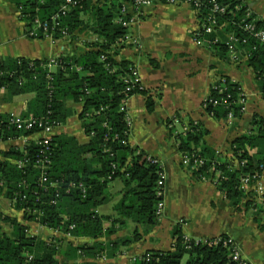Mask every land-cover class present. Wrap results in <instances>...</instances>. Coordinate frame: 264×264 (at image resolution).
Here are the masks:
<instances>
[{"label":"trees","instance_id":"obj_1","mask_svg":"<svg viewBox=\"0 0 264 264\" xmlns=\"http://www.w3.org/2000/svg\"><path fill=\"white\" fill-rule=\"evenodd\" d=\"M10 1L19 9L20 19L29 26L34 18L49 22L64 2ZM123 1L78 0L65 16H60L54 40L60 39L59 27L67 29L70 39L79 32L90 33L96 39L87 44L88 50L82 54L56 58L57 64L52 69L47 67V60L0 59V88H4L6 99L32 95L21 117L42 118L58 127L73 114L67 104H81L78 120L88 137L85 144H80L73 136H52L44 168L39 165L42 159L38 161L42 147L34 141H26L23 149L11 148L4 152L0 159V196L8 200L13 209L21 211L25 221L94 241L59 247L30 236L26 226L0 213V264H89L79 260L111 259L159 224L161 216H157L156 211L163 202L162 169L144 152L128 146L130 128L121 110L125 99L134 94L146 95L142 88L125 80L133 66L115 59L129 34L115 22L121 16ZM217 1L226 6V12L219 16L222 27L217 34L220 42L213 46L214 54L228 59L225 33L246 39L236 47L240 53H249L245 63L252 69L264 99V43L256 41L243 28L254 17L244 20L246 8L240 0ZM253 23L256 28L264 29L261 22ZM214 36L210 34L208 38ZM38 38L44 39L42 32ZM103 55H106L104 60ZM225 81L224 92L210 89L205 112L216 120H226L232 113L238 120L243 111V105L239 104L241 90L227 77ZM146 108L148 112L153 110L149 97ZM9 118L10 114H0V141L27 139L38 132L36 128L17 129L9 124ZM168 127L180 154L191 158L187 169L196 179L214 180L216 173H220L215 185L227 203L237 211L241 210L240 206L246 210L253 208L255 202L241 187V178L260 176L264 170V120L261 117L253 116L250 130L232 141L231 160L205 146L207 131L201 124L190 121L184 126L187 130L183 127L180 132L171 122ZM253 149L256 153L251 156L249 150ZM197 160H202V165L193 168V161ZM115 179L122 183V190L112 206L113 215L99 214V207L112 199L108 187ZM105 223L109 225L104 226ZM127 223L135 226L129 235L100 241L112 237ZM217 238L220 239L217 243H214L216 238L205 242L190 240L177 225L171 231L169 250L146 251L130 264H241L233 259L231 245H224L227 236Z\"/></svg>","mask_w":264,"mask_h":264},{"label":"crops","instance_id":"obj_2","mask_svg":"<svg viewBox=\"0 0 264 264\" xmlns=\"http://www.w3.org/2000/svg\"><path fill=\"white\" fill-rule=\"evenodd\" d=\"M240 2L255 17H264V0ZM199 26L200 18L190 6L157 4L146 8L138 21L128 28L129 36L123 41L115 59L129 62L138 71L140 86L146 95L134 94L126 101V113L131 119L127 144L157 160L162 169V215L154 229L140 241L122 248L115 257L80 259L79 262L130 264L146 251H167L172 244L171 231L178 225L182 235L190 240L228 236L247 264H264V205L259 200V190H264V170L258 181L244 188L255 205L248 210L240 206L241 210L237 211L218 191L214 180H198L182 164V155L169 131V122L178 132L190 121L199 123L207 131L205 146L231 160L232 141L250 130L253 116L264 120V99L252 69L245 62L235 64L229 57H217L213 49L196 45L193 33ZM28 30L20 20L17 6L10 0H0V59L48 60L79 55L86 52L87 44L96 39L86 32L77 33L74 39H36L26 35ZM222 76L235 83L244 98L242 116L238 120H216L203 110L202 104L212 84ZM5 94L0 91V114L21 116L32 98V95H22L8 100ZM147 97L153 102L151 112L146 108ZM67 106L73 114L65 124L53 130L52 136H73L78 143L85 144L88 137L78 120L81 104L69 103ZM175 119L179 124L173 123ZM43 137V133H35L27 139L1 141L0 159L9 149H23L26 141L37 142ZM249 153L253 156L256 149L249 150ZM121 190L120 180L115 179L109 184L108 192L112 199L99 207V214L113 215L112 206ZM0 213L26 226L30 236L59 247L66 243L79 246L94 242L48 229L37 222L25 221L23 213L13 209L3 196H0ZM134 227L127 223L115 235L100 241L125 237ZM4 230L8 231L7 228ZM57 258L63 261L61 255Z\"/></svg>","mask_w":264,"mask_h":264},{"label":"built area","instance_id":"obj_3","mask_svg":"<svg viewBox=\"0 0 264 264\" xmlns=\"http://www.w3.org/2000/svg\"><path fill=\"white\" fill-rule=\"evenodd\" d=\"M63 4L59 9V12L57 14H54L51 16L50 21L48 22H42L38 18H34L30 26L28 25L27 21L22 20L26 26H28L29 30L27 31L26 35L30 38H38L39 32H42L44 35V38H50L53 39V34L55 32V28L59 26L58 19L60 16H65L66 13L69 11V9L72 6H75L78 3V0H63ZM157 4H165V5H179V4H186L190 6L197 14V16L200 18V26L199 28L193 33V41L198 46H205L207 49H213V46L220 42V37L217 35L218 33H221L220 29L222 27V24L219 22V16L223 15L226 12V6H223L220 4L217 0H124L122 3V7L120 9V17L117 18V23L121 24L123 28H129L132 24L136 23L140 17V14L146 9L150 8L152 6H155ZM208 5V6H207ZM206 7L208 8L206 10ZM254 17V18H252ZM251 22H247L244 24V30L248 32L256 41H259L261 43H264V29L256 28L254 26L253 21H259L264 25V17L258 18L255 17L252 12L248 9H246L244 14V20L251 19ZM21 20V19H20ZM220 30V31H219ZM219 31V32H218ZM58 33L60 35V38L69 39V34L66 28L59 27ZM214 34L215 36L213 38H208V35ZM225 41L224 45L227 47V52L229 55V58L231 62L235 64H239L240 62H245L247 57L249 56V53H240L239 50L236 47V44L238 42L245 43L246 39H239L235 37L231 33H225ZM252 50L255 49V46L251 48ZM56 59V58H55ZM51 59L47 61V67L53 68L55 67L56 60ZM102 60L106 59V55H103L101 57ZM126 82H130L133 86H140V78L138 75V71L134 68H130L129 75L127 79H125ZM210 89H218L220 92H224L227 89L225 77H219L216 79V81L212 84ZM0 91H4V88H0ZM207 99V98H206ZM206 99L204 100L202 107L205 111L206 107ZM125 102L126 99L122 102L121 110L124 112L125 116V122L127 126H130V120L125 112ZM239 104H242L244 106V98L241 94V99L239 101ZM207 114V113H206ZM209 115V114H208ZM211 116V115H209ZM173 120V119H172ZM227 121L234 120V117L232 113H229L226 118ZM9 124L12 126H15L17 129L24 128L25 130H30L32 128H36L38 130L37 133H43L44 137L39 139L36 143H38L39 146L42 147L40 150L38 161L41 158L42 163L39 164L42 168H44L45 163V154L48 151V142L50 141V138L52 137L53 130L56 128V126L50 125L47 122H45L44 119H38L34 118L32 116L28 117H21L17 114H10V118L8 120ZM178 122L177 119L173 121L174 124ZM183 130H187V127H184ZM1 142V141H0ZM191 158L188 156H182L181 162L182 164L188 168V164ZM152 163H158L157 160L152 159ZM195 168L196 166L202 165V160L193 161ZM243 162L240 163L242 165ZM163 179V174L161 175ZM220 173H216V177L214 181L216 182L219 178ZM259 175L249 176L245 175L241 178V187L246 188L252 183L259 180ZM42 180L45 181L46 179L42 176ZM259 200L264 205V190H259ZM163 210V202L159 203L157 206L156 214L157 216L162 215ZM219 238H216L214 240V243L219 242ZM202 242H205L202 241ZM231 245L232 247V257L234 260L239 261L241 264H246V262L240 257V254L236 248V245L234 244V241L232 238L228 237L224 241V245Z\"/></svg>","mask_w":264,"mask_h":264},{"label":"rangeland","instance_id":"obj_4","mask_svg":"<svg viewBox=\"0 0 264 264\" xmlns=\"http://www.w3.org/2000/svg\"><path fill=\"white\" fill-rule=\"evenodd\" d=\"M115 22H117V19L115 20ZM127 30H129L128 28H127ZM55 34H53V36H54ZM127 36H129V35H127ZM50 39V38H49ZM60 39H63V40H66V39H64V38H60ZM60 39H58V40H60ZM56 40V39H55ZM261 43V42H260ZM48 60H51V59H48ZM47 60V61H48ZM126 101H127V99H126ZM125 112H126V102H125ZM205 112V111H204ZM129 117V116H128ZM129 120L131 121V119L129 118ZM247 264V263H246Z\"/></svg>","mask_w":264,"mask_h":264}]
</instances>
